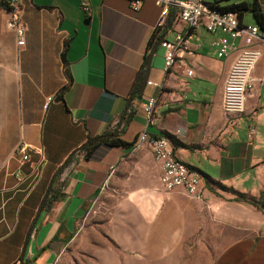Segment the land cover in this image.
<instances>
[{
  "label": "crops",
  "instance_id": "obj_1",
  "mask_svg": "<svg viewBox=\"0 0 264 264\" xmlns=\"http://www.w3.org/2000/svg\"><path fill=\"white\" fill-rule=\"evenodd\" d=\"M17 1L23 46L0 5V264H72L77 250L94 247L106 248L94 264H178L202 234L218 244L211 264H264V43L245 111L229 115L223 93L236 54L219 58L215 35L191 30L174 9L159 28L156 0L138 12L129 0ZM254 1L264 15V0L219 4ZM250 13L242 23L258 24ZM177 31L192 34L189 50L166 70L165 49L152 54V41ZM150 59L144 91L133 96ZM116 125L129 144L143 131L168 135L175 155L202 175L201 199L164 191L150 145L78 151ZM97 226H107L112 246L93 244Z\"/></svg>",
  "mask_w": 264,
  "mask_h": 264
},
{
  "label": "built area",
  "instance_id": "obj_2",
  "mask_svg": "<svg viewBox=\"0 0 264 264\" xmlns=\"http://www.w3.org/2000/svg\"><path fill=\"white\" fill-rule=\"evenodd\" d=\"M6 1L11 8L9 10L10 25L16 31L18 44L23 46L26 24L21 18L20 5L17 0ZM129 2L131 9L138 12L145 0H129ZM156 2L161 7L159 28H166L167 19L171 10L174 9L177 21L189 26L191 30L204 28L215 35L212 44L219 58H227L236 54L225 81L222 106L226 114H242L246 108L253 72L263 56L259 44L264 43V29L258 24H243L237 12L221 10L208 0H156ZM82 9L87 15H91L92 10L88 2H82ZM220 32L227 36H218ZM191 36V33L185 36L182 31L175 32L173 39L159 36V42L165 49L166 70L172 68L183 53L189 50L188 42ZM193 73L192 69L188 71V75H193ZM49 100H53V97H49ZM155 105L156 99L150 98L144 107L150 124L154 123ZM114 129H118V125ZM254 132L255 128L251 126L250 137ZM145 145L151 146L154 158L161 166L160 181L164 191L171 192L176 188H183L190 196L201 199L202 175L175 155V147L168 135L152 137L143 131L133 143V150L141 149ZM29 148L26 143L19 147L18 152L22 155V160L30 158Z\"/></svg>",
  "mask_w": 264,
  "mask_h": 264
},
{
  "label": "rangeland",
  "instance_id": "obj_3",
  "mask_svg": "<svg viewBox=\"0 0 264 264\" xmlns=\"http://www.w3.org/2000/svg\"><path fill=\"white\" fill-rule=\"evenodd\" d=\"M220 2L225 3L226 0H220ZM250 15V11L245 12L244 23L248 24ZM97 228V232L89 234L93 244L97 246L106 245L104 247L112 246L107 226H97ZM99 249L106 248L94 247L77 250L80 253L76 254L72 264H94V253ZM217 252L218 244L213 241L212 235L202 234L187 242L178 264H211Z\"/></svg>",
  "mask_w": 264,
  "mask_h": 264
},
{
  "label": "trees",
  "instance_id": "obj_4",
  "mask_svg": "<svg viewBox=\"0 0 264 264\" xmlns=\"http://www.w3.org/2000/svg\"><path fill=\"white\" fill-rule=\"evenodd\" d=\"M213 4H214V6H217L221 10H232V11L237 12L240 19H242L243 15L245 14L246 11H250L256 17V19L258 21V25L262 29H264V15L260 11V8L257 4V1H254L252 3H248V2L233 3L230 5L222 6L221 4H219V0H215L213 2ZM0 5L6 9H8V10L11 9L6 0H0ZM156 43H157V41L154 39L152 41V44L155 45ZM146 69H147V63L144 65V67L140 71L139 76L135 82V85H134V88L132 91L133 96L137 95V92H138V90L141 86L142 80L144 78ZM99 138H100V140L96 143H93L94 139L88 140L85 144H83L79 148L78 151L83 150L85 152V156L89 157L92 154L93 150L96 148V146L101 142H105L109 145H123V146L133 145V144H129L128 142L121 139L117 129H114V130L100 136ZM66 162H69V160Z\"/></svg>",
  "mask_w": 264,
  "mask_h": 264
},
{
  "label": "water",
  "instance_id": "obj_5",
  "mask_svg": "<svg viewBox=\"0 0 264 264\" xmlns=\"http://www.w3.org/2000/svg\"><path fill=\"white\" fill-rule=\"evenodd\" d=\"M159 45H160V42H157L156 46H155L154 49H153L152 54H154V53L156 52V50L158 49ZM150 67H151V59H150L149 62H148V67H147V70H146L145 76H144V78H143V80H142L141 86H140V88H139V90H138V92H137V95H142V93H143V91H144V88H145V86H146V84H147V81H148V77H149V73H150ZM58 99H59V98H58ZM99 140H100V138L98 137V138H96V139L93 141V143H96V142H98Z\"/></svg>",
  "mask_w": 264,
  "mask_h": 264
}]
</instances>
